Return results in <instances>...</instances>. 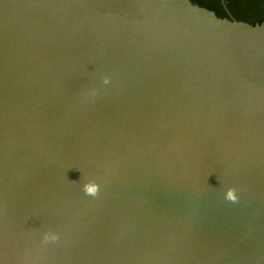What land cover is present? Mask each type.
<instances>
[{"label":"water","instance_id":"1","mask_svg":"<svg viewBox=\"0 0 264 264\" xmlns=\"http://www.w3.org/2000/svg\"><path fill=\"white\" fill-rule=\"evenodd\" d=\"M221 4L0 0V264H264V21Z\"/></svg>","mask_w":264,"mask_h":264},{"label":"trees","instance_id":"2","mask_svg":"<svg viewBox=\"0 0 264 264\" xmlns=\"http://www.w3.org/2000/svg\"><path fill=\"white\" fill-rule=\"evenodd\" d=\"M192 2L213 10L217 16L227 17L228 13L221 0H191ZM228 12L236 19L250 23L264 21V0H224Z\"/></svg>","mask_w":264,"mask_h":264},{"label":"clouds","instance_id":"3","mask_svg":"<svg viewBox=\"0 0 264 264\" xmlns=\"http://www.w3.org/2000/svg\"><path fill=\"white\" fill-rule=\"evenodd\" d=\"M105 82H107V81H105ZM82 189L86 195L95 196L99 190V185L92 180H87L83 183ZM226 198L229 200H235L236 199L235 193L232 189H229L226 192ZM56 238L57 237H56L55 233H45V235H44L45 240H55Z\"/></svg>","mask_w":264,"mask_h":264}]
</instances>
